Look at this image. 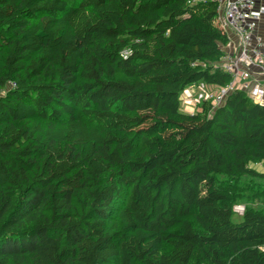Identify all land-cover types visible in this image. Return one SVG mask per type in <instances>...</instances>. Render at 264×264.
Listing matches in <instances>:
<instances>
[{
    "label": "trees",
    "instance_id": "16d2710c",
    "mask_svg": "<svg viewBox=\"0 0 264 264\" xmlns=\"http://www.w3.org/2000/svg\"><path fill=\"white\" fill-rule=\"evenodd\" d=\"M216 18L215 0H0V264H264V215L233 223L219 181L264 178V104L181 110L230 82Z\"/></svg>",
    "mask_w": 264,
    "mask_h": 264
},
{
    "label": "built area",
    "instance_id": "2783aa9c",
    "mask_svg": "<svg viewBox=\"0 0 264 264\" xmlns=\"http://www.w3.org/2000/svg\"><path fill=\"white\" fill-rule=\"evenodd\" d=\"M215 1L217 24L228 39L216 66L229 76L230 82L213 92L203 84L186 90L199 91L202 99L197 101H210L214 108L221 106L234 91L243 92L255 104H264V88L247 75L257 69L264 76V0ZM233 213L242 216L244 209H234Z\"/></svg>",
    "mask_w": 264,
    "mask_h": 264
},
{
    "label": "rangeland",
    "instance_id": "374dc122",
    "mask_svg": "<svg viewBox=\"0 0 264 264\" xmlns=\"http://www.w3.org/2000/svg\"><path fill=\"white\" fill-rule=\"evenodd\" d=\"M212 91V90H210ZM216 91V90H213ZM202 96L199 91H184L180 96L181 110L183 112H192L195 110L194 104L198 106ZM187 104V105H184ZM250 170H253L256 174L264 176V164L259 166L250 165ZM224 181V185L221 186L230 192L233 197V210L237 208H243L244 211L248 209L257 210L264 215V178H237V179H224L219 177V181ZM227 182H226V181ZM221 183V182H220ZM241 217L238 214L233 213V223H239Z\"/></svg>",
    "mask_w": 264,
    "mask_h": 264
},
{
    "label": "crops",
    "instance_id": "0c3cea01",
    "mask_svg": "<svg viewBox=\"0 0 264 264\" xmlns=\"http://www.w3.org/2000/svg\"><path fill=\"white\" fill-rule=\"evenodd\" d=\"M247 75L250 79H254L255 81H258L261 84V86L264 88V76L261 74L260 70L254 69L250 71V73H248ZM184 105H187V104H184ZM263 164L264 163L260 165H263ZM256 166H259V165H256Z\"/></svg>",
    "mask_w": 264,
    "mask_h": 264
}]
</instances>
